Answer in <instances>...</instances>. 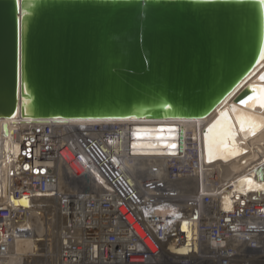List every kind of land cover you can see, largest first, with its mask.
Here are the masks:
<instances>
[{"label": "water", "instance_id": "95a60500", "mask_svg": "<svg viewBox=\"0 0 264 264\" xmlns=\"http://www.w3.org/2000/svg\"><path fill=\"white\" fill-rule=\"evenodd\" d=\"M261 53L264 0H0V119H205Z\"/></svg>", "mask_w": 264, "mask_h": 264}, {"label": "built area", "instance_id": "2783aa9c", "mask_svg": "<svg viewBox=\"0 0 264 264\" xmlns=\"http://www.w3.org/2000/svg\"><path fill=\"white\" fill-rule=\"evenodd\" d=\"M26 121L34 123L20 140L16 179L23 191L16 200L31 192L56 199L64 222L58 264H264V200L236 196L234 210L218 209L211 183L219 189L223 179L200 172L199 151L183 130L143 169L141 152L134 156L137 149L110 132L117 125ZM143 129L178 133L160 123ZM11 217L0 208V223ZM191 219L200 222L198 249L180 255L168 244L188 245L184 226Z\"/></svg>", "mask_w": 264, "mask_h": 264}, {"label": "bare ground", "instance_id": "6f19581e", "mask_svg": "<svg viewBox=\"0 0 264 264\" xmlns=\"http://www.w3.org/2000/svg\"><path fill=\"white\" fill-rule=\"evenodd\" d=\"M261 77H264V60H260L259 65L231 97L205 119L156 121L135 118L90 122L119 126L118 131L111 129L110 132L119 133L118 141L121 145L126 144L129 148L133 145L137 149L134 156L141 152L137 156L140 159L136 160L143 163L141 164L143 169L150 168L148 165L154 163V154L165 155L167 147L175 143L173 138L183 130L185 140H190L199 151L200 172L207 175L216 171L223 179L219 189L216 188L214 181L211 183L218 209L232 211L236 203L233 197L238 196L241 200H264V190H261L264 189V181L257 172V169L264 165V127L259 128L254 134L249 133L245 139V133L241 131L237 119L239 113L254 117L257 121L264 120V108L260 107V101L253 100L247 105L242 103L248 97H254L257 92L264 100V80ZM234 108L236 111H233ZM225 116L227 119H224ZM32 123L34 122L20 118L0 119V208H7L12 213L9 220L0 223V264H30L34 261L33 257H40L43 253L46 255L47 264H56L58 261L57 250L58 247L60 250L64 222L56 199L31 192L26 198L16 200V191L20 193L23 191L18 183L20 179H16L20 169L17 165L21 152L20 140ZM154 123L174 128L173 131L178 133H158L143 129V126ZM229 124L236 133L234 140L228 135ZM111 142V145L118 144L117 139H111ZM233 144L239 150V154L233 151ZM62 190L67 192L69 189L62 187ZM169 211L172 212L171 209L166 210L168 213ZM251 222L257 223L256 219ZM199 224V220L193 219L185 224L184 231L188 233L186 247L175 248L176 240L171 241L168 246L180 255H186L190 249L197 251ZM20 232L31 235L27 236ZM255 252L256 250L250 251Z\"/></svg>", "mask_w": 264, "mask_h": 264}, {"label": "snow or ice", "instance_id": "6c2138e0", "mask_svg": "<svg viewBox=\"0 0 264 264\" xmlns=\"http://www.w3.org/2000/svg\"><path fill=\"white\" fill-rule=\"evenodd\" d=\"M15 7L17 9L21 7V0H15ZM261 60H264V53H261ZM17 70L18 72L21 70V65H19V63H18ZM261 79L264 80V77H261ZM253 100L260 101V107L264 108V100L261 99L258 92L256 93L254 97H248V99L242 101V103L247 105L250 101H253ZM233 111H236L235 108L233 109ZM224 119H227V117L225 116ZM237 119L240 124L241 131L245 133V139H247V135L249 133L254 134L259 128L264 127V120L257 121L254 117H248L246 115L237 113ZM228 135L233 140L235 139L236 133L231 124H229ZM217 147H219V145H217ZM233 151L239 154V150L236 148L234 144H233ZM225 160H227L226 157H225ZM261 190H264V189H261Z\"/></svg>", "mask_w": 264, "mask_h": 264}, {"label": "rangeland", "instance_id": "374dc122", "mask_svg": "<svg viewBox=\"0 0 264 264\" xmlns=\"http://www.w3.org/2000/svg\"><path fill=\"white\" fill-rule=\"evenodd\" d=\"M58 250H59V247H58ZM57 250V255L59 254V251ZM45 254L43 253V254H41V256L40 257H33V260L34 261H32V262H30V264L32 263V264H47L46 262V258H45ZM55 256H56V254H55ZM41 257H43V258H41ZM32 260V259H31ZM56 264H58V261H57V263Z\"/></svg>", "mask_w": 264, "mask_h": 264}]
</instances>
